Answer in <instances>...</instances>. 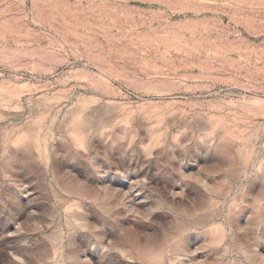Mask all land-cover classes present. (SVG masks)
Segmentation results:
<instances>
[{
    "label": "rangeland",
    "instance_id": "obj_1",
    "mask_svg": "<svg viewBox=\"0 0 264 264\" xmlns=\"http://www.w3.org/2000/svg\"><path fill=\"white\" fill-rule=\"evenodd\" d=\"M0 264H264V0H0Z\"/></svg>",
    "mask_w": 264,
    "mask_h": 264
}]
</instances>
